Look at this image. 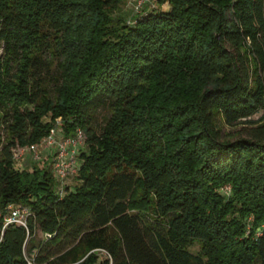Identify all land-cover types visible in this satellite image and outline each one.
Listing matches in <instances>:
<instances>
[{
    "label": "trees",
    "instance_id": "obj_1",
    "mask_svg": "<svg viewBox=\"0 0 264 264\" xmlns=\"http://www.w3.org/2000/svg\"><path fill=\"white\" fill-rule=\"evenodd\" d=\"M124 2L0 0V264H264V0ZM59 118L63 194L14 166Z\"/></svg>",
    "mask_w": 264,
    "mask_h": 264
},
{
    "label": "built area",
    "instance_id": "obj_2",
    "mask_svg": "<svg viewBox=\"0 0 264 264\" xmlns=\"http://www.w3.org/2000/svg\"><path fill=\"white\" fill-rule=\"evenodd\" d=\"M146 0H139L135 10L140 12L145 6ZM60 118L57 119L56 125L53 126L48 136L43 138L41 142L26 147H20L19 154L15 153V159L22 155L25 151L31 152L37 160L41 159L42 150L51 151L53 153V172L59 181V192L63 194L66 181L69 177L78 173L79 161L77 157L78 147L85 142V134L81 128H78L74 135H62L59 132ZM10 213L5 217V225L9 223H19L26 225L29 210L24 207L9 205Z\"/></svg>",
    "mask_w": 264,
    "mask_h": 264
},
{
    "label": "rangeland",
    "instance_id": "obj_3",
    "mask_svg": "<svg viewBox=\"0 0 264 264\" xmlns=\"http://www.w3.org/2000/svg\"><path fill=\"white\" fill-rule=\"evenodd\" d=\"M138 3H139V0H125V2L122 5L119 13L125 15L126 17L133 15L135 10H137L136 7H137ZM146 5H148V6H146ZM143 6H146V8H148V9L159 7L157 0H146V2L143 4ZM263 116H264V111L262 110L259 113H257L256 115H254L252 118L258 119V118H262ZM101 120H103V116L98 115L97 121H101ZM59 127H60L59 132L62 133V135H65V131L62 127L61 121L59 122ZM222 127H223V131L227 137L235 138V137H238V136L243 134L242 125H237V126L223 125ZM85 139H86V137H85ZM19 148L14 149V152L16 154L17 153L19 154V150H18ZM86 149H87V143L85 142L84 144H82L78 147L77 157L79 158L80 153L82 151H85ZM47 156L50 157V162H51L53 155H52V153L50 154L49 151H46L43 149L41 159H39V160H37L36 157L31 152L25 151L22 155H19L18 159H15L14 166L17 169H29V170H31V169H33V167L35 165H40L42 163V160H44V158H46ZM52 169H53V167H52ZM66 182H67L66 184H69V185H75L76 183H78L76 175L69 177ZM227 189L228 188H226V191H227ZM38 237L39 238L43 237V233H41L39 231ZM190 250L194 253L201 252L200 243L193 242L190 245ZM103 254H106V252L103 251Z\"/></svg>",
    "mask_w": 264,
    "mask_h": 264
},
{
    "label": "crops",
    "instance_id": "obj_4",
    "mask_svg": "<svg viewBox=\"0 0 264 264\" xmlns=\"http://www.w3.org/2000/svg\"><path fill=\"white\" fill-rule=\"evenodd\" d=\"M169 8H170L169 3H165V4H163V5L161 6V10H164V11L169 10Z\"/></svg>",
    "mask_w": 264,
    "mask_h": 264
}]
</instances>
